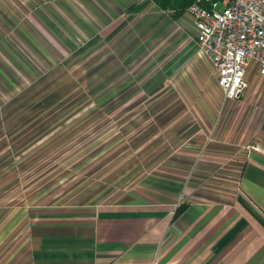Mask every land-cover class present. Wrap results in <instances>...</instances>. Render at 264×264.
Here are the masks:
<instances>
[{
	"label": "crops",
	"instance_id": "1",
	"mask_svg": "<svg viewBox=\"0 0 264 264\" xmlns=\"http://www.w3.org/2000/svg\"><path fill=\"white\" fill-rule=\"evenodd\" d=\"M140 33L175 49L160 55L150 120L183 126L179 154L168 160L154 134V174L116 201L0 198V264H264V75L251 64L243 95L226 99L188 12L154 0H0V96L79 37L131 46Z\"/></svg>",
	"mask_w": 264,
	"mask_h": 264
},
{
	"label": "rangeland",
	"instance_id": "2",
	"mask_svg": "<svg viewBox=\"0 0 264 264\" xmlns=\"http://www.w3.org/2000/svg\"><path fill=\"white\" fill-rule=\"evenodd\" d=\"M156 39L140 33L131 46H117L79 37L75 52L33 62L37 75L14 77L13 91L0 96V107L12 106L0 108V119L7 117L0 121V198L116 201L154 174V134L168 160L179 154L183 126L150 120L155 84L164 82L154 75L160 55L175 51H159Z\"/></svg>",
	"mask_w": 264,
	"mask_h": 264
},
{
	"label": "built area",
	"instance_id": "3",
	"mask_svg": "<svg viewBox=\"0 0 264 264\" xmlns=\"http://www.w3.org/2000/svg\"><path fill=\"white\" fill-rule=\"evenodd\" d=\"M187 12L195 18L200 52L218 69L224 97L239 98L251 64L264 75V0H198Z\"/></svg>",
	"mask_w": 264,
	"mask_h": 264
},
{
	"label": "trees",
	"instance_id": "4",
	"mask_svg": "<svg viewBox=\"0 0 264 264\" xmlns=\"http://www.w3.org/2000/svg\"><path fill=\"white\" fill-rule=\"evenodd\" d=\"M161 8L170 9L173 11L174 16L178 17L187 13L188 8L198 0H154ZM183 208H179L181 212Z\"/></svg>",
	"mask_w": 264,
	"mask_h": 264
}]
</instances>
